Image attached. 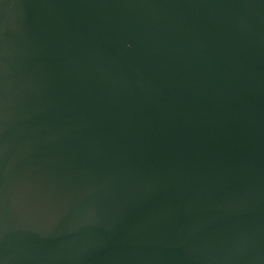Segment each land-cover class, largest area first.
<instances>
[{
  "label": "water",
  "instance_id": "1",
  "mask_svg": "<svg viewBox=\"0 0 264 264\" xmlns=\"http://www.w3.org/2000/svg\"><path fill=\"white\" fill-rule=\"evenodd\" d=\"M0 264H264V0H0Z\"/></svg>",
  "mask_w": 264,
  "mask_h": 264
}]
</instances>
